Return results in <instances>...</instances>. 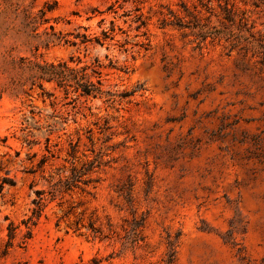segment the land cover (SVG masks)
I'll return each mask as SVG.
<instances>
[{
	"label": "rangeland",
	"instance_id": "obj_1",
	"mask_svg": "<svg viewBox=\"0 0 264 264\" xmlns=\"http://www.w3.org/2000/svg\"><path fill=\"white\" fill-rule=\"evenodd\" d=\"M179 1L0 0V181L15 182L0 193V264H264V5L230 0L246 25L236 20L227 40L202 41L160 25ZM45 3L53 9L36 37L25 15ZM49 24L114 37L46 48ZM69 56L97 58L104 88L130 94L108 103L65 98L49 82L50 97L18 85L25 63ZM54 120L62 129L47 149L42 132ZM42 155L46 163L29 172ZM73 156L77 166L100 162L93 180L50 200V181ZM36 189L46 206L21 244ZM10 222L16 237L6 247Z\"/></svg>",
	"mask_w": 264,
	"mask_h": 264
},
{
	"label": "trees",
	"instance_id": "obj_2",
	"mask_svg": "<svg viewBox=\"0 0 264 264\" xmlns=\"http://www.w3.org/2000/svg\"><path fill=\"white\" fill-rule=\"evenodd\" d=\"M217 4L214 6L212 0H194L192 3L188 4L184 1H179L177 11H172L167 9L166 13L162 14L160 25L174 26L178 29L190 30L193 34L200 38L202 41L210 39H222L227 40L229 38V24H234L236 20L239 22V26H245L244 16H240L237 10L230 0H216ZM255 7H260L264 5V0H251ZM53 9L49 4L45 3L42 8L39 9L36 16L30 17V15H25V28L30 32H34V36L40 37L41 35L37 32V23L44 24L48 23L49 19L46 17V12ZM108 10L112 9V5L108 6ZM215 17L219 22V25L212 24V18ZM104 19H101L102 22ZM112 26L110 28L111 32H114L113 21H110ZM49 29L52 31L49 33L46 29L43 31L45 38L40 41L44 47L48 48L51 45H56L61 42L68 43L70 45H84L89 43H96L103 45L105 40L109 38L113 40V35L109 36L107 30L102 29L101 35L91 36L86 32H72L68 34H62L60 31L55 32L54 26L49 24ZM86 29V28H85ZM68 35H73V38H68ZM35 49H38L36 45ZM74 63V64H72ZM112 63V62H111ZM24 62L22 61V65ZM113 67V64H110ZM25 69L28 70V77L22 82H18L19 86L25 84L26 81L30 82V88L34 86L40 89V95L42 97H50L52 94L45 91L43 87L44 82H49L55 84L56 87L63 90L64 97L67 98L70 92H74L76 95L81 97H92L101 98L104 97L105 101L112 103L116 100V96L125 97L129 95V92H121L116 94L108 89L104 88L101 63L96 58L91 63H81L80 58L74 59V56H69L66 60H58L53 62H27L25 63ZM0 90V97H1ZM33 119V117L31 118ZM62 125L61 121L54 120L53 123L48 124L46 129L42 132L45 135L46 147L48 149V144L50 142V134L58 129L57 125ZM37 130L40 127H36ZM7 140L6 136L0 135V141L5 142ZM37 143V142H36ZM30 145V142L27 143ZM37 153L33 152L32 156H36ZM47 161L46 155H42L39 161L36 163L37 168H32L29 170L31 173H35L37 169L41 168ZM98 160L88 161L82 163L80 166L76 165V160L74 156L70 161L69 172L65 175L57 174L56 178H52L50 181V200L55 199L58 195L65 193L72 194L75 190L84 191V186L90 183L93 179L90 178V174L94 171L95 167L99 166ZM14 181L6 176H3L0 181V193L6 184L14 185ZM36 197L32 200L33 207L31 209L30 215L23 219L21 223L25 227L23 238L24 240L21 244H24L28 239L32 237L33 229L37 225L38 220L43 213L45 208V191L42 189H36ZM70 211V210H69ZM79 221H76V228ZM89 229L96 233L97 230L94 228L93 222L88 223ZM17 226L10 222L8 224L7 230V243L6 247L12 246L13 240L16 237Z\"/></svg>",
	"mask_w": 264,
	"mask_h": 264
}]
</instances>
